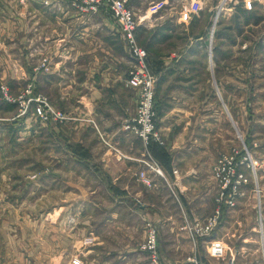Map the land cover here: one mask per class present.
<instances>
[{
    "label": "rangeland",
    "instance_id": "1",
    "mask_svg": "<svg viewBox=\"0 0 264 264\" xmlns=\"http://www.w3.org/2000/svg\"><path fill=\"white\" fill-rule=\"evenodd\" d=\"M105 1L100 0L102 3L93 10L87 0H0V264H80L76 255L72 257V242H96L82 235L85 225L80 217L88 205L98 203L111 209L115 204L108 203L107 196L131 198L135 192H145L135 185L127 194L111 186L110 178L107 189L103 187L107 175L100 171L95 157L86 170L83 154L76 159L72 156L76 150L72 144L78 147L86 143L87 129L82 124L72 131V18L98 22L96 15L104 16L120 34L126 81L138 93L135 111L122 125L142 145L136 177L147 187L152 183L149 175L164 179L167 191L157 189L156 205L160 207L168 197L177 210H182L187 220L188 263L264 264V0H203V10L183 20L179 2L157 0L162 18L152 31L165 30L159 34L166 36L165 44L147 52L144 45L150 36H144L141 44L134 31L137 45L146 52L143 65L154 80L153 126L161 143L139 138L127 127L138 118L141 86L128 81L129 72L137 66L128 54L124 32ZM127 6L131 8L129 0ZM96 22L90 28V43L97 49L94 62L105 42L100 36L106 35ZM160 25H166L165 29ZM100 63L105 64V59H99ZM166 68L173 73L164 72ZM159 89L161 99L164 93H173L177 99L197 102L195 113L190 115L192 121L203 122V133L199 132L196 140L184 141V148L191 146V152L202 153L187 157L180 165L181 172L173 169L172 173L180 180L188 167L198 164L196 170L209 173L207 187L192 184L185 190L177 186L178 180L173 177L168 181L152 159L150 144L167 143L157 125L163 112L156 100ZM3 91L10 101L3 98ZM35 97L44 98L62 118L44 120L35 115ZM22 101L28 104L25 111ZM213 110L220 115L213 116ZM99 143L115 151L109 141L101 138ZM223 157L227 160L219 164ZM154 169H160L161 174ZM183 194L189 199L206 194L214 204L207 203L203 215L195 210L192 213L191 205L190 212H185ZM216 212L217 224L209 235L192 230L195 219L205 220ZM123 213V218L128 215V211ZM99 222L100 215L95 213L92 226ZM146 223L156 227L161 263L158 228L151 221L133 228L118 221L110 226L106 234L109 239L103 244L109 249L123 247L131 244L127 240L131 237L149 262L142 250L147 241ZM214 233L217 243L207 242Z\"/></svg>",
    "mask_w": 264,
    "mask_h": 264
},
{
    "label": "crops",
    "instance_id": "2",
    "mask_svg": "<svg viewBox=\"0 0 264 264\" xmlns=\"http://www.w3.org/2000/svg\"><path fill=\"white\" fill-rule=\"evenodd\" d=\"M176 1L181 5L180 20H183L190 13L193 14L196 10H203V0ZM156 2L158 1L129 0V5L137 19L135 29L137 42H142L144 36H150V39L144 45L147 52L154 51L156 48L159 50V46L166 42V36L159 35L164 34L165 30L162 33L157 30L152 31L153 28L159 26L157 20L162 18L161 10L158 9L157 6L159 5ZM169 8L171 9V7ZM36 9H39L38 5ZM72 9L76 12L75 8L72 7ZM205 10L209 12L212 9L207 8ZM95 17L98 18V22L72 18V131H75L77 126L82 124H85L86 128L89 129V131L86 129L85 133L84 140L86 143L78 147L72 144V147L76 149L75 152H72V156L76 159V157L83 154L86 170H89V165L95 157L96 162L100 165V171L103 175L104 173L107 175V182L105 185L103 184V187L107 189L111 185L124 189L129 194L127 189L137 185L143 187L145 192H135L133 196H130L131 198L126 196L114 199L107 196L108 203L115 204L111 209L103 207L102 204H99V207L98 203L96 205L91 203L92 206L89 204L88 209L84 211V215L80 217L83 220L81 223L85 225L82 235L90 237L92 241L96 240V242H92L91 245H80L81 243H76L77 241L72 242V257L77 256L80 264H149L148 260L145 259V253L138 249L131 237L127 238L128 241H131V244L123 247L109 249L103 243L109 239L106 234L110 226L113 228L118 221L125 224L126 227L132 228L135 224L136 227H139L140 223L151 221L158 228L161 263L190 264L188 263V239L185 231L187 220L183 216L182 210L181 212L177 210L175 205L170 203L171 200L168 197L166 202L161 201L160 207L158 204L156 205L158 203L157 189L159 187L166 188L167 191L164 179L149 175V178H152V183L150 187H147L136 177L137 170L140 169V164L136 159L143 155L142 145L139 139L124 131L122 125L134 113L138 93L126 81V70L121 61L123 48L120 34L114 31V27L110 25L108 20L103 18L104 16L96 15ZM95 22L99 24L97 26H101L106 32V35L100 36L105 42H102V47L98 53L100 54V60L105 59V64H98L99 59H97V62L93 61L96 59L97 49H94L92 43H90L92 38L90 37L92 36L90 28L94 26ZM164 27L166 25H160V28L165 29ZM107 60L109 62L106 63ZM167 69H164V72L173 73L172 70L166 71ZM44 75L48 76L49 74L45 73ZM157 92V104L158 106L160 104L163 109L157 124L158 131L162 139L167 140V143H165V146L153 142L150 144L149 151L153 157L152 159L160 165V169L168 181L171 180L172 182L173 177L174 181L178 180L179 184L177 186L181 185V188L185 190L186 186L192 184L207 187L210 181L209 173H203L202 168L196 170L198 164L194 163L192 167H188L187 172L180 176V180L177 174L173 175L172 173L173 169L180 171V165L184 163L187 157H191L194 153L195 156L202 153V150L191 152V146L184 148V141L196 140L199 138V132L203 133V130H201L204 129L201 126L203 122L200 121L198 113H196L199 119L197 121H192V115H190L195 113L197 102L194 103L192 101L194 99L190 98L177 99L173 93H164L163 99H161V90L159 89ZM212 114L217 116L220 115V112L213 110ZM198 122H201L200 126ZM101 138L109 141L113 149L119 153L106 149L103 144L99 143ZM89 140H94L96 144L92 142L88 146L87 142ZM120 153L127 155V157L120 156ZM88 158H90V161ZM197 171L199 172L197 173ZM205 172L207 173V170ZM108 178H110L111 183ZM180 192H182V189H180ZM182 201L181 205L184 207L185 212L186 210L189 211L188 207L191 205L193 207L191 212L193 213L195 210L201 215H203L207 203L209 204L211 201L210 205L214 204L213 200H209L206 194L203 196L198 194L192 199L183 194ZM118 210L120 211L118 212ZM126 211H128V215L123 218L122 214ZM95 213L100 215V222L97 226H92L91 217ZM87 226L88 228H86ZM140 231L142 237L143 230L141 227ZM211 237L206 241L217 243L218 239L215 237V233ZM24 246L26 245L24 244ZM55 257H52V262H54ZM199 260H201L200 257Z\"/></svg>",
    "mask_w": 264,
    "mask_h": 264
},
{
    "label": "built area",
    "instance_id": "3",
    "mask_svg": "<svg viewBox=\"0 0 264 264\" xmlns=\"http://www.w3.org/2000/svg\"><path fill=\"white\" fill-rule=\"evenodd\" d=\"M90 2V3H88ZM102 3V2H101ZM100 0H87V4L95 10L100 4ZM105 3L108 5L110 11L118 21L122 31L124 32L125 39L127 42L128 54L130 55L131 61L136 64V68L131 70L128 75V81L132 86H141L139 101H138V118L133 120V124L130 123L128 128L139 138L147 140H154L159 142L158 133L154 131L153 126V116H154V93H153V77L146 70L144 60L146 57V52L143 48H140L135 40L134 31L136 29L137 23L135 21L133 12L129 6H127V0H106ZM3 98L10 101L11 99L6 96L3 91ZM33 99V112L40 118L47 120L51 119H61L59 114H55L50 108L47 101L42 97H35ZM30 101V100H29ZM22 103V109L25 111L27 105ZM227 157H223L219 160V164L224 163ZM228 163V161L226 162ZM158 168V166L156 165ZM155 170V169H154ZM157 173L161 174L160 169L155 170ZM217 212L213 216L207 219H195L194 224L191 226L195 233H199L202 236H207L213 231V227L217 224ZM146 235L147 241L142 247V250L147 252L150 264H161L159 260V254L157 249V230L156 227L151 223H146Z\"/></svg>",
    "mask_w": 264,
    "mask_h": 264
}]
</instances>
